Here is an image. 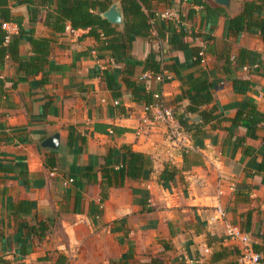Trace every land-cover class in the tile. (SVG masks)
<instances>
[{"label": "crops", "instance_id": "0c3cea01", "mask_svg": "<svg viewBox=\"0 0 264 264\" xmlns=\"http://www.w3.org/2000/svg\"><path fill=\"white\" fill-rule=\"evenodd\" d=\"M204 1L216 11L193 0H151L153 14L177 15L167 20L176 31L183 30L188 49L160 37L158 29L165 33L167 27L154 18L125 58L128 63L149 56L159 60L168 79H147L142 82L145 89L159 92L191 126H201L203 133L196 139L185 136L187 162L181 147L166 138L165 128L149 120L143 123V102L132 98L124 82L125 63L98 50L87 28L67 23L55 34L49 58L60 68L49 72L43 83L35 82L41 72L27 75L6 58L0 69L5 90L0 98V264L204 263L213 250L232 244L225 239L229 224L249 236L264 264V172L256 167L264 153L263 41L254 28L238 33L226 28L227 17L238 14L244 0L232 1L228 9ZM9 4L24 27L37 36H51L43 11L34 22L27 5ZM8 24L11 33L18 30L16 23ZM29 48L22 44V55ZM240 48L248 52L237 62ZM176 65L178 71L172 68ZM145 71L136 65L130 77L138 80ZM108 75L120 85L117 97L107 87ZM188 78L212 81L211 100L203 102L200 95L195 105L221 117L214 119L216 127L202 125L200 114L188 110V96L174 100L189 87ZM234 79L247 80L248 87L239 91ZM247 101L262 117L252 136L245 134L242 119L231 126L237 108ZM54 132L64 149L41 148L39 142ZM123 144L149 154L152 170L147 176L126 177L100 200L99 166L93 167V178L72 168L93 157L99 165L109 148ZM166 164L180 171L163 184L159 173ZM22 200L29 203L25 208L17 205Z\"/></svg>", "mask_w": 264, "mask_h": 264}, {"label": "trees", "instance_id": "16d2710c", "mask_svg": "<svg viewBox=\"0 0 264 264\" xmlns=\"http://www.w3.org/2000/svg\"><path fill=\"white\" fill-rule=\"evenodd\" d=\"M151 0H120L124 11V21L119 27L117 24H112L101 17L100 13L105 11L113 0H12V5H27L28 16L30 21H36L37 17L43 11V23L51 29V36L35 35L32 28H26L22 25L21 18L15 17L11 14L9 0H0V69L4 66L6 58H9L15 65L18 71H23L27 75H35L39 72L42 77L35 80L36 83L45 82V77L51 71L59 70L60 66L49 58L51 43L55 41V34L65 29L68 23L72 28H87V35L93 37L96 42L98 50L109 51L115 61L124 62V70L127 74L124 82L128 89H130L132 98L135 101H142L150 103L152 101V93L145 89L142 82H138L130 76L134 74L136 65H140L142 71L151 70L153 72H160V61L152 57H147L143 60H133L131 63L125 62V58L129 54V50L133 41L138 36L146 35L151 27L150 19L155 18L160 26L167 27V32L161 33L158 29V35L167 40L174 47L183 50L188 49V44L182 40L184 35L180 28L176 31L170 26V22L161 16H155L149 10V3ZM194 3L201 4L207 11H216L204 0H193ZM146 9H145V8ZM264 9V0H244L241 11L231 17H227L226 28L238 33L241 29L254 28L258 30L264 46V15L261 12ZM218 12V11H217ZM12 21L16 23L18 30L13 33H8L3 28L2 23ZM208 38H211L209 36ZM28 43L30 48L22 55L20 46ZM193 52V48H190ZM248 50L240 48L239 56L236 59L240 62L246 56ZM201 56L198 55L197 59ZM239 58H241L239 60ZM229 63V59L226 58ZM178 71L177 65L172 67ZM107 87L112 91L114 97L119 96L120 85L114 80L111 75L106 76ZM188 78L186 82L189 87L184 89L174 100H179L188 96L191 105L188 107L190 112L200 114L202 117V125L210 122L212 127H216L214 119L220 120L221 117L213 115L212 110H206L195 105L199 101V96H202L201 101H210L211 93L209 88L212 86V81L206 78L199 80H191ZM4 80L0 76V98L5 96L3 88ZM237 84L240 85L237 87ZM233 87L239 91H243L248 87V81L244 79H234ZM169 105L171 103L167 102ZM195 106H194V105ZM255 104L246 102L245 105H240L237 108L235 117L231 120V126L238 125L244 120L246 125V135H254L255 129L258 127L257 123L262 119L261 115L254 114ZM176 109V108H175ZM175 115L178 122L191 135L192 138L201 135L203 130L201 126H191L188 124L183 113L175 110ZM240 137L239 139H243ZM188 149H181L183 161L187 162ZM103 162L97 164L94 157L91 162L84 165L73 167L72 170L82 174L83 177H95L96 170L94 166H99L100 170V200H104L108 196V191L111 186H122L126 177L137 178L147 176L152 170L153 159L144 152L133 150L130 146L123 144L118 148H109L108 152L103 157ZM47 164L52 165L49 161ZM185 164V163H184ZM182 167V170L185 169ZM257 169L264 172V153L261 155L260 161L257 163ZM174 165L166 164L159 173V181L165 184L167 181L175 179L179 172ZM28 201H19L18 206L25 208ZM24 206V207H23ZM240 249L238 246L231 244L229 246H220L217 250H213L208 262H195V264H214L219 261H224L223 264H239Z\"/></svg>", "mask_w": 264, "mask_h": 264}, {"label": "built area", "instance_id": "2783aa9c", "mask_svg": "<svg viewBox=\"0 0 264 264\" xmlns=\"http://www.w3.org/2000/svg\"><path fill=\"white\" fill-rule=\"evenodd\" d=\"M154 15H159L169 20L177 19V15H174V13L170 11L162 12V14L154 13ZM152 20L153 18L149 21ZM9 25L8 22L2 23L3 28H5L8 33H11V31L8 30ZM166 78L168 79V76H166L163 71L153 72L147 70L139 76L138 81L145 82L147 79H155L158 82H162ZM113 103L117 104L118 102L117 100H114ZM142 110L145 113L143 123L148 120L155 122L165 128L166 138L173 145L179 146L181 149L190 148L185 137L189 133H187L184 127L178 122L174 108L166 103L165 99L159 92H152V101L150 103L143 102ZM220 212L221 214L223 213L222 211ZM225 239L239 247V264H263L260 260V255L253 251L249 242V236L242 231L239 226L229 224L225 232Z\"/></svg>", "mask_w": 264, "mask_h": 264}, {"label": "water", "instance_id": "95a60500", "mask_svg": "<svg viewBox=\"0 0 264 264\" xmlns=\"http://www.w3.org/2000/svg\"><path fill=\"white\" fill-rule=\"evenodd\" d=\"M216 4L228 9L232 1L237 0H213ZM101 17L112 24H122L124 21V11L119 1L113 2L105 11L100 13ZM39 146L48 150H62L64 145L60 139V134L54 132L50 136L44 138L39 142Z\"/></svg>", "mask_w": 264, "mask_h": 264}]
</instances>
